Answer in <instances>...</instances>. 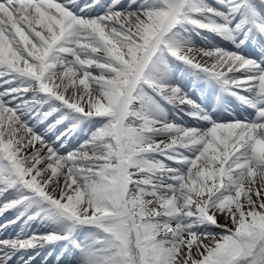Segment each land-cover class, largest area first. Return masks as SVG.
Listing matches in <instances>:
<instances>
[{"label":"snow or ice","instance_id":"1","mask_svg":"<svg viewBox=\"0 0 264 264\" xmlns=\"http://www.w3.org/2000/svg\"><path fill=\"white\" fill-rule=\"evenodd\" d=\"M0 264H264V0H0Z\"/></svg>","mask_w":264,"mask_h":264},{"label":"rangeland","instance_id":"2","mask_svg":"<svg viewBox=\"0 0 264 264\" xmlns=\"http://www.w3.org/2000/svg\"><path fill=\"white\" fill-rule=\"evenodd\" d=\"M224 221H223V218H221V223H223Z\"/></svg>","mask_w":264,"mask_h":264}]
</instances>
